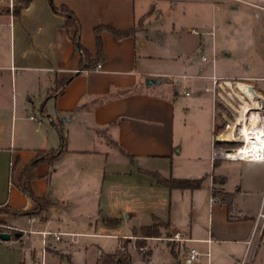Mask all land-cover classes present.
Here are the masks:
<instances>
[{
	"label": "crops",
	"instance_id": "obj_1",
	"mask_svg": "<svg viewBox=\"0 0 264 264\" xmlns=\"http://www.w3.org/2000/svg\"><path fill=\"white\" fill-rule=\"evenodd\" d=\"M201 1L215 4V0ZM50 2L31 0L20 4L14 14L0 1V39L5 35L10 49L7 62L0 60V206L10 209L5 213L7 225L19 233L0 242V264H35L42 248L39 252L34 245L43 247V231L64 233L59 240L47 239L45 264H62L65 258L69 264H80L73 257L80 251L92 264H98L100 256L116 249L105 251L94 238L117 237L118 249L122 238L137 237L140 228L152 225L155 219L168 223L169 228L163 229L165 235L178 231L191 239L164 241L173 256L164 264L176 260L184 264L187 249L199 247L201 251L206 247L207 251L214 244L228 249L230 264H237L262 201L264 159L212 160L215 143L220 142L215 136V104L211 88L195 84L201 79L211 80L216 72L214 65L205 71L202 56L199 67L181 59L182 38L188 29L174 22L166 24L177 1L52 0L57 8L66 6L74 13L79 41L93 56L94 27L128 29L145 14L149 16L146 35L117 38L102 30L104 58L90 72L79 71L80 54L71 39L74 28L65 27V15L53 10ZM241 3V7L255 9L254 17L264 21V14L257 11H264L260 2ZM231 8L238 11L236 5ZM191 30L189 34H197ZM207 34L214 36L213 27ZM188 40L195 52L201 38ZM171 43L179 51L170 52ZM178 62L183 66L181 74L173 70ZM254 71L251 75L264 80L258 66ZM245 72L253 70L247 67ZM72 73L76 74L54 94L55 79ZM159 77L175 79L170 96L163 94L161 85L148 83V79ZM263 80L258 82L261 94ZM9 108L14 131L7 134L3 131L8 121L4 111ZM28 110L35 111L34 115ZM31 115L36 120L30 119ZM59 119L66 143L53 159L36 164L31 179L33 193L46 198L47 205L39 213L23 214L33 211L37 203L17 187L18 177L39 151L59 147V135L52 125ZM157 161L170 163L171 177L202 181L195 189H170L171 194L180 192L182 204L188 207L180 219L173 215L171 204L168 218L161 212L144 224L137 218L138 196L129 194L134 205H122L118 201L120 189L121 185L135 191L158 186L148 175L158 172ZM179 164L188 165L192 174L178 175ZM208 166H213L210 174L203 170ZM119 205L128 221L135 220L130 231L122 234L115 232V225L120 223ZM161 235L162 229L160 236L145 239H159ZM156 244L149 249V261ZM201 256L207 264L208 258ZM209 261L220 263V255H210ZM252 264H264V231Z\"/></svg>",
	"mask_w": 264,
	"mask_h": 264
},
{
	"label": "rangeland",
	"instance_id": "obj_2",
	"mask_svg": "<svg viewBox=\"0 0 264 264\" xmlns=\"http://www.w3.org/2000/svg\"><path fill=\"white\" fill-rule=\"evenodd\" d=\"M176 1L177 2L171 7L168 19H166V24L169 25V23L174 22L177 27L180 25L184 26L188 29V31L184 32L183 34L184 37L182 39H184L183 43H185V45L180 49V51L174 45H172V43L169 45L168 50L170 52H175V50H178L181 53L182 60H188L198 67L200 64L197 65V63L200 61V56H205L206 61L203 62V66L205 67L206 72L208 70L210 71L211 67L214 65V72H216V75L212 74L211 80H198L195 86L198 88L209 86L211 88L210 94L212 95L213 102L215 104L214 124L215 127L217 126L215 129L216 136L230 127V124L234 122L235 118L238 116L240 106L243 104V102L247 101L245 97H239V95L234 93V81H242L251 84L257 93L264 97V94H261L258 91V82H261L263 79H258L254 77V75H251L255 74L254 70H256V66H258L260 71L264 73V21L262 22L258 18L254 17V12L256 11L255 9L245 6L241 7V0H215V6H212L211 3H203L201 0ZM248 1L253 3L258 1L261 3V5L260 3L258 5L264 7V0H262L263 2H261V0ZM3 3L6 5V7H8L6 2ZM13 3L14 7H16L22 4V1L13 0ZM234 5L238 6V11H235L231 8ZM242 10L245 11L242 12ZM257 11L264 14L263 10L258 9ZM153 13L154 10L151 12V14ZM148 17L149 16L145 14L141 18V23L137 21V30L135 33H140L138 35L147 34L145 27L147 25ZM211 26L213 27L214 36L207 34V32L211 31ZM190 29H192V32L196 31L197 34H189ZM199 37L201 38V44L194 52L192 42H190L188 38L193 39V41H197ZM0 52L2 53L0 60H2V62H7L10 55V49L8 48L7 37L5 35L0 39ZM213 57L214 61L211 60ZM181 66L182 65L180 62H178L176 67L173 69L175 70L174 72L176 74H181L183 72V66ZM247 67L253 70V72H245ZM178 80L181 81V78ZM151 81L154 84L157 83V85H161V88L165 90V92L163 91V94L170 96L172 86L175 84L174 78H151ZM225 82H229L231 84V88L225 85ZM15 95L18 97V94H14V97ZM261 111L264 114L262 108ZM4 112H6L8 121L7 125L3 128V131L7 134L13 133L14 126L12 127L10 120L12 110L9 108ZM28 113L34 115L35 111L28 110ZM242 126L245 127L246 124L243 123ZM18 130L19 129L16 127V134L19 133ZM238 139H242V137L240 136ZM240 146L241 141L239 140H223L221 141L220 145H215L214 149L218 151H227L229 149L235 150ZM212 160L214 161L216 159L212 158ZM154 164L156 166V170H158L157 173L161 177H171L169 162L157 161ZM157 168H160L161 170ZM212 169L213 166H208L203 170H206V172L210 174V170ZM176 173L178 175L192 174L189 166L185 164H179L177 166ZM148 175L153 181L156 182V184H158V186L153 185V187L150 189L135 191L134 189H129V187L126 185H121V196L120 200H118L119 203L121 202L120 204L122 205H134V203H131L132 201H130L128 195L133 194L135 196L136 194L138 197L136 199L135 207L139 209L137 218L140 219L139 222L144 224H147V222L150 221L153 214L164 212V216L167 217L171 204L173 208V215L177 218H181V215L184 214L185 210L187 211L188 207L187 205L182 204L180 192L171 194V188L161 184L155 174L149 173ZM120 206L121 205H119V208L117 209L120 223L115 225L117 226L115 232L122 234L127 230L130 231V226L135 220L128 221L127 217L123 213L122 207ZM115 207L117 208V205H115ZM5 213L10 212L7 211L4 206H0V231L9 232L11 237L14 238L15 232L14 230L9 229L5 218ZM172 234L165 235V232L162 229V235L159 239L146 240L140 232L137 237H130L129 239L122 238L119 245L128 251L131 257L130 264H147L146 262L149 261V249H151V245H153V243H157L154 247H152L149 264L169 263L171 259H173V256L169 250V247L166 245V242H177L169 239ZM93 240L102 246L103 250L105 251H113L117 249V237L114 238L111 236H104L101 238H94ZM138 243L142 245L141 250L136 246ZM223 247V245L218 246L216 244L210 246L209 252L211 257L214 258L215 256L220 255L221 258L220 263L212 264H230L232 261L231 254L228 253V249L223 250ZM41 248L42 247L40 243H36L34 245V249H38L39 252ZM195 248L198 250L200 249L199 247ZM182 250L183 249H180V251ZM202 250V252H205L206 247ZM243 254L239 257L237 264H239ZM73 257L80 264H92L88 259L89 256H86L85 252L83 251L74 252ZM62 264H69V262L65 258ZM172 264L183 263L180 260H176L172 261ZM195 264H206V258L204 256H200Z\"/></svg>",
	"mask_w": 264,
	"mask_h": 264
},
{
	"label": "trees",
	"instance_id": "obj_3",
	"mask_svg": "<svg viewBox=\"0 0 264 264\" xmlns=\"http://www.w3.org/2000/svg\"><path fill=\"white\" fill-rule=\"evenodd\" d=\"M23 5H27L31 0H21ZM51 6L53 10L61 12L66 17V24L65 27L67 29L74 28V33L72 34V41L74 43L75 48L79 51L80 60H79V69H86L91 68L101 62L104 58V51H103V39L101 36L102 30H108L117 38L131 36L136 32V24L133 27L128 29H116L112 27H108L105 25H98L94 27V37H95V44H96V55L93 56L86 48H84L80 41H79V25L76 21L74 13L66 6H60L57 8L54 6L51 0ZM20 9V5L13 8V13L17 14ZM140 19L138 22L141 23ZM76 73H72L69 76L62 78V79H55V90L53 91L54 94L61 92L64 86L70 81L72 76ZM44 110V105L42 109ZM52 125L56 128L60 145L57 149H50V150H41L38 152L37 157L32 160L27 166H25L24 170L20 173L18 180H17V187L29 195L34 201L37 203V207L34 208L33 211L25 212L23 214H33L39 213L45 209L47 205V200L44 197H37L31 188V179L33 176L34 167L38 162L41 160H51L53 159L57 152L60 151L65 143H66V134L65 131L60 123V119L57 122L52 121ZM221 142H216L215 145H220ZM150 174H155L158 177V180L161 184L167 186L168 188H180V189H195L198 188L201 184L202 178L196 179H188V178H164L161 177L157 172H149ZM7 211L11 212L7 206H4ZM15 212V211H14ZM21 213V212H20ZM168 223H165L159 219H155V223L149 226H144L140 228V232L144 238L146 237H158L160 236L161 229H168ZM136 233V231H135ZM140 250L142 245L138 243L136 245ZM98 264H130V255L126 249H121L120 247L116 249L113 253H105L98 259Z\"/></svg>",
	"mask_w": 264,
	"mask_h": 264
},
{
	"label": "bare ground",
	"instance_id": "obj_4",
	"mask_svg": "<svg viewBox=\"0 0 264 264\" xmlns=\"http://www.w3.org/2000/svg\"><path fill=\"white\" fill-rule=\"evenodd\" d=\"M225 85L231 88L229 82H225ZM234 93L239 97H245L247 101L240 106L235 121L219 135L225 141L239 140L241 146L232 151L220 150L218 155L227 158L264 159V116L261 103L242 95L236 88ZM243 123L246 124L245 127L242 126ZM240 136L242 139H238Z\"/></svg>",
	"mask_w": 264,
	"mask_h": 264
},
{
	"label": "built area",
	"instance_id": "obj_5",
	"mask_svg": "<svg viewBox=\"0 0 264 264\" xmlns=\"http://www.w3.org/2000/svg\"><path fill=\"white\" fill-rule=\"evenodd\" d=\"M1 1L6 2L10 11H13V8H14L13 0H1ZM193 32L196 33V31H193ZM202 59L206 60V57L202 56ZM212 61H214V57L212 58ZM97 68H98V65H95L91 68L79 69V71L90 72L92 70H96ZM214 82H215V80H214ZM207 90H208V88H207ZM29 118L36 120V118L32 115ZM212 158L213 159L221 158V156L218 155V150L213 149ZM263 231H264V190H263V195H262V201H261L260 207L258 209V212L256 214L254 227H253L251 236H250L249 240L246 241V248H245L242 259L239 261V264H252L254 251H255L258 243H259V240L261 238ZM63 234H64L63 232H58V231H43V232H41L42 245H43L42 256L39 260L35 261V264H45L44 253H45V249H46V245H47V239L53 238L55 240H59ZM169 239L174 240V241H178L181 243L184 241H190L191 240V239L184 238L182 236V234L178 231L174 232ZM1 241L2 240H0V242ZM206 242L210 243L211 239H207ZM120 248L123 249V247H120ZM201 255H205L208 258L207 264H210L209 249L205 252H201L200 250L196 249L195 247H191V248L186 250V254L184 256L183 262H184V264H195Z\"/></svg>",
	"mask_w": 264,
	"mask_h": 264
},
{
	"label": "water",
	"instance_id": "obj_6",
	"mask_svg": "<svg viewBox=\"0 0 264 264\" xmlns=\"http://www.w3.org/2000/svg\"><path fill=\"white\" fill-rule=\"evenodd\" d=\"M148 83H153L151 79H148ZM233 86L244 96L250 97L254 101H260L261 108L264 111V97L257 93L254 87L251 84L242 82V81H234ZM216 141H223L220 138V135H216ZM233 149H229L227 151H232ZM19 233H15V236H18ZM11 238V234L6 231H0V240L7 241Z\"/></svg>",
	"mask_w": 264,
	"mask_h": 264
}]
</instances>
